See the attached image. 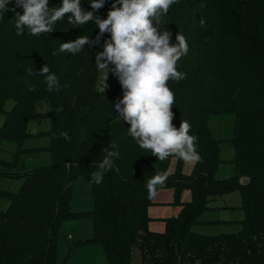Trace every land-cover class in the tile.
Masks as SVG:
<instances>
[{
	"label": "trees",
	"instance_id": "obj_1",
	"mask_svg": "<svg viewBox=\"0 0 264 264\" xmlns=\"http://www.w3.org/2000/svg\"><path fill=\"white\" fill-rule=\"evenodd\" d=\"M113 2L106 0L102 19ZM61 4L62 0H49L50 8ZM90 7V0H81L83 10ZM7 13L0 14V113L4 114L0 141L16 144L14 161L19 163L26 150L23 142L30 135L27 123L47 116L50 128L43 133L51 162L28 170L19 163L21 171L3 172L18 174L22 183L17 191L0 190V197L8 200L0 211V264H58L56 244L62 223L85 214L93 221L88 241L102 246L108 264H129L133 256L140 264H264V0H178L163 18L161 32L163 28L171 32V43H176L177 32L188 42L187 54L178 61L185 78L168 82L175 94L173 125L179 128L186 120L190 134L197 137L200 160L188 175L179 164L167 173L170 157L158 160L128 135L129 125L118 119L113 105L123 97L117 76L109 72L108 87L97 91L95 53L103 51L109 33L88 53L84 49L75 55H53L65 36L71 42L84 35V25H70L66 15L53 25L52 33L31 37L26 30L18 36L14 25L3 30ZM45 64L59 78L58 92L47 90L45 77L25 71L29 67L39 71ZM63 71L78 79L74 95L67 92ZM7 99L14 102L8 111L3 109ZM43 102L47 110L38 112L36 107ZM224 113L233 117L229 141L235 151V174L216 179L219 141L213 138L208 119ZM113 142L119 144L120 156L96 185L90 182L91 174ZM14 161L0 158V166L12 167ZM156 174H167L157 189L172 187L180 206L177 217L164 219L163 232L147 228L146 209L153 197L149 198L146 181ZM75 180L91 184V211L71 210ZM183 188L190 190V201H179ZM234 190L240 193L243 212L237 231L215 235L191 231L210 197Z\"/></svg>",
	"mask_w": 264,
	"mask_h": 264
},
{
	"label": "clouds",
	"instance_id": "obj_2",
	"mask_svg": "<svg viewBox=\"0 0 264 264\" xmlns=\"http://www.w3.org/2000/svg\"><path fill=\"white\" fill-rule=\"evenodd\" d=\"M10 2L0 0V14L9 10ZM176 3L178 0H114L104 19L94 12L104 6L105 0H90L92 11L83 10L81 0H62L58 8H50L49 0H15L16 7L23 12L11 11L15 12L14 28L18 36L23 35L25 29L36 37L52 33L53 25L66 15L72 26H83L90 21L98 26L96 40L81 35L74 41L61 43L53 50V55H75L84 50L85 45L92 47L104 33H109L110 39L105 41L103 51L95 53V67L101 72L108 70L103 76L105 89L109 72L118 77L123 97L113 105L119 117L129 125L128 135L160 161L175 156L191 164L200 160L197 137L190 134L188 121H181L179 128L173 125L175 94L168 86L169 81L179 82L185 78L186 74L178 70V61L187 54L188 42L177 32L173 44L171 32L167 28L161 32L163 18ZM200 23L203 26L205 21L201 19ZM25 71L30 76L45 77L49 92L60 90L59 78L47 64L39 71L34 67ZM110 149L91 174L90 182L96 185L102 183L104 175L114 166V158L120 156L119 144L113 142ZM166 180L167 174H156L146 181L149 198L156 195L157 186L164 185Z\"/></svg>",
	"mask_w": 264,
	"mask_h": 264
},
{
	"label": "rangeland",
	"instance_id": "obj_3",
	"mask_svg": "<svg viewBox=\"0 0 264 264\" xmlns=\"http://www.w3.org/2000/svg\"><path fill=\"white\" fill-rule=\"evenodd\" d=\"M106 2V0H105ZM9 10L4 22V32L8 26L14 25L15 9L16 12L22 14L23 9L16 7L15 0L9 3ZM104 7V6H103ZM103 7L94 12V15L102 16ZM89 11H92L91 7ZM2 22V23H3ZM85 28V29H84ZM84 35H88L90 40L95 39L99 33L98 26L94 22H88L84 25ZM25 29V33H26ZM24 33V34H25ZM31 36V35H30ZM32 37V36H31ZM62 37V36H61ZM60 37V40H61ZM64 42H69V35L63 38ZM63 43V42H61ZM60 43V44H61ZM93 47V46H92ZM85 45V52L92 48ZM59 48V45L56 49ZM84 52V51H82ZM62 54V53H61ZM72 55V54H71ZM108 70L99 71L96 81L97 91H103L105 81L103 76ZM62 78L67 86L68 94L74 95L78 89V79L67 72H62ZM119 98L116 102H118ZM14 105L12 99L5 100L3 109L8 111ZM38 112L47 110L46 103L37 105ZM4 114L0 113V127L3 123ZM118 119H121L118 115ZM233 123L231 114L211 115L208 119V125L212 136L219 141V159L214 177L216 179H225L234 176V147L229 141ZM50 128L49 118L42 116L38 119H31L27 123V131L30 133L24 142L23 147L27 148L20 155L19 163H22L25 170L37 166L47 165L51 162V155L48 146V139L43 132ZM197 148V145H196ZM16 144L12 141H0V158L6 161H14ZM19 163L14 161L12 167L0 166V190L17 191L22 183V178L16 175H4L3 172L11 171L19 172ZM180 165L181 172L184 175L191 173L195 164L185 163L178 157L172 156L167 163V173H173L177 165ZM191 199V192L187 188H183L179 193V201L187 202ZM93 198L91 194V184L84 180H76L72 186L70 199L71 210L75 213H86L93 209ZM8 206V200L0 197V211L5 210ZM241 196L239 191L234 190L222 196H213L209 198L208 207L202 212L198 221L190 227L191 231L205 234L215 235L219 233L235 232L240 228L239 221L243 218V212L240 208ZM180 213V206L175 203V192L172 187H160L153 197L152 203L147 207L146 214L149 217L147 228L154 232H163L165 230L164 219L177 217ZM93 232V221L89 215H81L73 219H68L62 223L61 230L58 234L56 244V262L58 264H108L107 258L101 245L89 242Z\"/></svg>",
	"mask_w": 264,
	"mask_h": 264
},
{
	"label": "built area",
	"instance_id": "obj_4",
	"mask_svg": "<svg viewBox=\"0 0 264 264\" xmlns=\"http://www.w3.org/2000/svg\"><path fill=\"white\" fill-rule=\"evenodd\" d=\"M240 181L244 182L245 180L241 179ZM129 264H140L139 263V259L136 256H133V257L130 258Z\"/></svg>",
	"mask_w": 264,
	"mask_h": 264
},
{
	"label": "crops",
	"instance_id": "obj_5",
	"mask_svg": "<svg viewBox=\"0 0 264 264\" xmlns=\"http://www.w3.org/2000/svg\"><path fill=\"white\" fill-rule=\"evenodd\" d=\"M214 139H216L214 136H213ZM217 140V139H216ZM24 148V147H23ZM27 150V148H25ZM76 181V180H75ZM74 183V182H73Z\"/></svg>",
	"mask_w": 264,
	"mask_h": 264
}]
</instances>
